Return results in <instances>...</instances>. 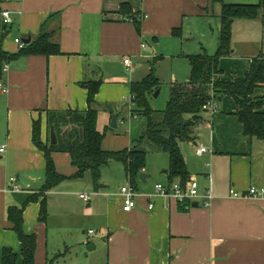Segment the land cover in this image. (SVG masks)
<instances>
[{
  "label": "crops",
  "instance_id": "1",
  "mask_svg": "<svg viewBox=\"0 0 264 264\" xmlns=\"http://www.w3.org/2000/svg\"><path fill=\"white\" fill-rule=\"evenodd\" d=\"M124 4L138 17L140 33L128 14L120 13ZM3 11L10 12L11 25H4ZM221 12L222 5L213 0H0L1 50L17 54L16 39L30 38L32 43L47 32L54 33L63 53L49 58L18 57L8 64L1 79L8 92L0 91V146L6 147L0 155V264L5 248L21 253L18 236L7 219L8 208L20 207L41 193L46 181L45 155L33 143L34 122L41 121V139L46 143L50 136L48 113L86 111L87 91L81 83L101 81L93 106L98 114L97 130L102 133L101 113L110 114L108 124L113 115L118 117L117 128L110 125L112 145L103 143V148L131 149L144 130L133 141L128 133L115 131L128 114L140 117L132 114L131 84L146 78L163 55L173 53L172 57L187 60V56L207 52L200 50L206 40H214L218 49V39H212L210 30L215 26L214 36L220 30ZM260 20L234 22L232 56L220 61L223 72L214 77L215 82L245 78L252 60L264 53L260 46L244 62L234 45L238 25L239 33ZM127 58L130 67L124 63ZM138 59L151 65L141 76L136 70L142 64L133 63ZM188 78L171 84L185 83ZM255 97H264V88L257 90ZM217 105V113L200 115L193 141L180 144L190 180L199 183L202 195L212 190L210 208L198 200L182 210L172 199L149 198L156 185L169 184L164 172L169 168L168 159L159 170L146 166L142 172L148 175L146 182L138 180L135 188L140 195L138 207L125 213L120 189L130 182L124 166L111 162L102 171L99 190L87 174L47 192L46 223L39 222L42 198L26 206L23 230L37 237L35 264H264V198L231 196V191L245 194L250 187L264 188V143L243 135L242 125L232 115L235 107L231 100L226 98ZM104 127L106 133L109 127ZM200 145L210 152L198 156ZM53 159L60 174H75L68 154L54 153ZM12 179L20 192L9 191ZM81 194L92 195V200L84 202L79 199ZM150 203L155 205L152 211L148 210ZM195 203L199 206L193 207ZM91 241L94 246L87 251ZM67 254L68 262L62 260Z\"/></svg>",
  "mask_w": 264,
  "mask_h": 264
},
{
  "label": "trees",
  "instance_id": "2",
  "mask_svg": "<svg viewBox=\"0 0 264 264\" xmlns=\"http://www.w3.org/2000/svg\"><path fill=\"white\" fill-rule=\"evenodd\" d=\"M222 5L221 28L219 32L218 49L214 55L203 52L187 56L190 65V75L185 83H175L171 88L170 100L163 111L153 110L149 98L160 89V82L153 71L141 82L132 83L131 98L133 116L146 119V125L140 138L131 149L120 151L104 150L105 134L97 130V111L93 108L101 81H85L81 83L87 91L88 109L81 111L49 112L47 126L54 129L57 143L52 145L50 136L46 143L41 139V121L33 124V143L44 153L46 158L45 184L41 193L33 195L20 206H10L7 219L12 224L21 245L20 255L11 248H5L1 264H35L37 237L27 235L23 230L25 208L30 203H40L39 222L46 223L49 218L46 193L53 190L66 180H81L90 175L95 190L101 189L102 171L111 162L121 163L129 179L130 185L137 186L140 174L146 169L149 153L165 154L169 159L168 183L179 180L182 185L190 181V173L183 153L181 143H189L194 139V128L205 112L208 102L219 104L224 99L233 102L235 111L232 113L243 127V135L264 143V97H255L260 88H264V53L252 60L249 72L245 78L233 82H215L214 77L223 71L220 61L232 56L233 25L236 20L264 21V0L258 4H226L224 0H213ZM120 13L128 14V18L140 26L136 15L128 4L121 6ZM60 45L54 41V33L42 32L26 48L17 54H9L0 49V80L3 78L5 64L22 56H60ZM65 153L71 158V164L76 172L66 177L57 171L53 154ZM136 190V189H135ZM179 204V203H178ZM191 202L179 204L182 210L190 207Z\"/></svg>",
  "mask_w": 264,
  "mask_h": 264
},
{
  "label": "rangeland",
  "instance_id": "3",
  "mask_svg": "<svg viewBox=\"0 0 264 264\" xmlns=\"http://www.w3.org/2000/svg\"><path fill=\"white\" fill-rule=\"evenodd\" d=\"M236 2H248V1L226 0L225 3L226 4H258L259 3L258 1L257 3L256 2L236 3ZM261 21H263L262 18L260 21L251 22V24L249 25L250 26L253 25L252 28L251 27H248L247 29L245 28L243 29V32L241 31L239 33L237 31V29L240 28L239 25L236 27L235 40H234V45L236 46L235 47L236 55L242 56L241 58L244 62L248 61L247 59L248 57L256 54L257 52L256 49L260 50V46H264V30L262 29L261 23L263 22ZM214 27L215 26H212L211 28L214 29ZM212 29L210 30V33L212 34L211 36L212 39L216 37L219 42V31L220 30L219 31L217 30V34L216 36H214ZM184 39H187V38H184ZM187 45L189 46L192 44L188 43ZM201 48L206 49L209 55H212V54L214 55L217 50V46H216V43H214V40H206L205 44H203L202 47H200V50H202ZM175 51L178 52V49L174 48V52ZM171 54L173 53L166 54L168 57L163 55L161 59L159 60V62L156 64L155 69L153 70L154 76H157L160 79L159 81L160 82V89H159L160 92L157 98L154 97V94L149 98V103L153 110H157V111L165 110L170 100L171 88H172L171 83L173 82V80H176L178 82H184L186 78L190 75V66L187 60H185L183 56L177 57L176 55H174V57H172ZM146 55L148 54L145 53V56ZM149 60L153 61L152 59H149ZM147 61L148 60L146 59L133 60V63L135 66L139 65V63L142 64V67L136 70L137 76H141V74L143 73L145 74V72L149 70V67L151 65L148 64ZM118 72L124 73L122 72L121 69H119ZM127 103L130 104L131 100L129 99ZM114 116H117V114L112 116L111 124L113 122ZM109 117H110L109 113L106 114V116L102 115V113L100 114L99 128H100V131H102V134H105L104 145L111 146L112 145L111 133L113 131L110 128L111 124H108ZM145 125H146L145 118L132 117L130 114H128L127 118H125L124 121H122V125H120L119 128L115 131L121 135L128 133L131 140L133 141V140H136L138 136H140V131L144 130ZM104 126L109 127L108 128L109 130H107L106 133H103L104 132L103 130L105 129ZM147 157H148L147 158V168L153 167L155 168V170H159V167L162 166L163 163L168 164V158H167V155L165 154L149 153ZM162 170H164V168H162L161 171ZM115 180H116V177L112 181H115ZM115 186H117V183H115ZM90 245H92V241L90 242ZM90 245L87 246V251H89L88 248L90 247ZM69 257L70 255L67 254L62 260H65L68 262ZM67 264H69V262Z\"/></svg>",
  "mask_w": 264,
  "mask_h": 264
},
{
  "label": "built area",
  "instance_id": "4",
  "mask_svg": "<svg viewBox=\"0 0 264 264\" xmlns=\"http://www.w3.org/2000/svg\"><path fill=\"white\" fill-rule=\"evenodd\" d=\"M3 17L4 25L8 26L13 23L10 12L3 11L1 13ZM147 19V17H146ZM132 21V19H131ZM15 43L18 47V51H21L26 48L27 44L22 39H16ZM125 65L131 66V60L129 58L125 59ZM8 71V64L4 65L3 74ZM0 91L3 93L8 92V87H6L0 80ZM132 99V98H131ZM205 112H209L211 114H215L218 111V105L214 102H208L204 106ZM6 152L5 146H0V155ZM210 151L203 145L197 147L196 153L198 156H203L208 154ZM11 186L9 191L18 193L20 192V188L16 185V181L14 179L11 180ZM138 192L131 185L124 186L120 189V197L122 202V210L125 213H130L134 209L138 207ZM231 196L236 199L242 198H250V199H260L264 198V188L250 187L245 194L237 193L235 191H231ZM169 198L176 201L179 204H183L185 202H196L201 200L203 202V206L205 208H210L214 201V196L212 190L209 189L206 191L204 195L200 192L199 183L195 180H190L185 185H182L179 180H175L173 183L168 185L158 184L155 186V192L153 195H150L149 198ZM79 199L88 203L92 200V195L81 194L79 195ZM155 205L150 203L148 206V210H154ZM93 233L92 231L90 232Z\"/></svg>",
  "mask_w": 264,
  "mask_h": 264
},
{
  "label": "water",
  "instance_id": "5",
  "mask_svg": "<svg viewBox=\"0 0 264 264\" xmlns=\"http://www.w3.org/2000/svg\"><path fill=\"white\" fill-rule=\"evenodd\" d=\"M24 42H25L26 44H30V43H31V39L29 38L28 40H26V41H24ZM159 92H160L159 90H157V91L155 92V94H154V97H155V98H157ZM117 120H118V117H117V116H114V117H113V122H112V124H111V127H112L113 129H116V128H117ZM50 140H51L52 145H55V144L57 143V138H56V134H55L54 129H51V131H50ZM164 172H165V173H168V170H165ZM147 177H148V175L142 173V174H140V176H139V181L142 182V183H145ZM198 206H199V205H198L197 203H195V204L193 205V207H198ZM93 246H94V245H90V247L88 248V250L91 251V250H92L91 248H93Z\"/></svg>",
  "mask_w": 264,
  "mask_h": 264
}]
</instances>
